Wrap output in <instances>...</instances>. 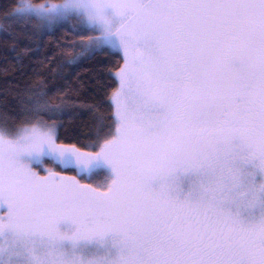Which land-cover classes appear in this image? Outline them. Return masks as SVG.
<instances>
[{
	"label": "snow or ice",
	"instance_id": "1",
	"mask_svg": "<svg viewBox=\"0 0 264 264\" xmlns=\"http://www.w3.org/2000/svg\"><path fill=\"white\" fill-rule=\"evenodd\" d=\"M0 16L19 77L0 86V264H264V0H8ZM59 28L80 52L58 68L90 63L50 83L60 57L32 58Z\"/></svg>",
	"mask_w": 264,
	"mask_h": 264
},
{
	"label": "trees",
	"instance_id": "2",
	"mask_svg": "<svg viewBox=\"0 0 264 264\" xmlns=\"http://www.w3.org/2000/svg\"><path fill=\"white\" fill-rule=\"evenodd\" d=\"M8 0H0V5L6 4ZM7 22L0 16V25H5ZM68 37V41H65V37ZM23 38V37H22ZM33 40L35 38H32ZM79 37L72 35L66 28H59L55 32H53L51 35H46L43 38V44L44 48L41 49V54L39 56H35L32 58V62L35 64V68L37 71H40L42 73L45 72V69H47V61H44V63L41 65L39 64V61L43 59V52L47 50L48 46L50 45L55 52L57 56L60 57V59L57 61L56 65H53L52 69L49 70L46 74L49 76V82L53 83L59 78L56 77L53 79V74L59 70L62 74L72 73V79L75 80L76 76L79 75L81 77L85 76V73L87 71L88 64L90 62L86 61L84 66L73 69L71 65H66L62 69L58 68V65L66 60H69L73 54H77L79 48L73 49V48H60L57 45V42H74L78 41ZM14 41L7 40L5 41V37L0 34V86H2L5 83V77H8L10 79H19L17 76V68L18 65L14 63L12 57L16 55L15 52H5V45L10 49L13 45ZM27 49L21 46L17 49V52L24 53ZM63 53V55H61ZM101 56H105L106 54H100ZM7 57V59L5 58ZM108 60H110V63L107 65V67L111 68L113 65H115L118 62V57L111 56L106 57ZM28 63V61H26ZM25 80H30L33 84H35L37 81L41 80L42 77L40 76H34L31 75V70L28 71V75L24 77ZM92 101H89L91 103ZM97 115H107L108 109L107 106H102L100 109L96 110ZM91 121V114L86 116L84 118V123H89ZM86 130V129H82Z\"/></svg>",
	"mask_w": 264,
	"mask_h": 264
},
{
	"label": "rangeland",
	"instance_id": "3",
	"mask_svg": "<svg viewBox=\"0 0 264 264\" xmlns=\"http://www.w3.org/2000/svg\"><path fill=\"white\" fill-rule=\"evenodd\" d=\"M80 52V49L78 50V53ZM4 243L3 239L0 238V245H2Z\"/></svg>",
	"mask_w": 264,
	"mask_h": 264
}]
</instances>
